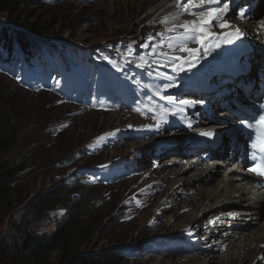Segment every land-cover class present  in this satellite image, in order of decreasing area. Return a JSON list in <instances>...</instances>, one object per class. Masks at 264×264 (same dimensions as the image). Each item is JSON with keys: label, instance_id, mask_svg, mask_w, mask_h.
Wrapping results in <instances>:
<instances>
[{"label": "rangeland", "instance_id": "1", "mask_svg": "<svg viewBox=\"0 0 264 264\" xmlns=\"http://www.w3.org/2000/svg\"><path fill=\"white\" fill-rule=\"evenodd\" d=\"M139 1L40 0L38 4H28L23 16L31 15L33 20H39L49 28L46 37L48 43L54 44V47L62 44L67 51L71 50L68 52L72 54V60L68 61L69 55L62 53V62L55 63L56 69L59 66L58 71L60 68L74 71L75 57L80 55L78 61L82 63L78 68L83 71V88L74 87L70 93H66L64 89L47 84L57 82V76H60L59 73L56 75L54 65L51 69L55 71H44L46 83L37 80L32 87L23 85L18 78L22 69L13 74L10 69L0 66V88L12 102L24 106L26 111L32 113L35 122L39 123L40 132L45 134L52 145L51 148H38L41 154L48 149L46 156L44 155L47 161H59L69 155L73 156L77 151L78 165L69 169L64 176L58 174V165H54L52 168L41 169L29 180V192L38 189L56 190L70 177L80 175V180L62 193L66 197L64 207L42 219L35 226L36 232L51 233L59 221L68 219L77 201L88 202L90 205L87 221L94 225L91 246L95 252L113 251L120 259V264H156L160 259L166 264L170 260L184 261L186 256L193 257L195 252L183 250L186 245L193 247V242H185L183 237H179L181 235H174L175 229L179 228V219L173 218L172 224L165 226L166 220L158 218L153 224L155 227L151 225L153 217H150V209L160 196L150 192L153 187L149 184L154 175H148L147 170L154 167L149 168L142 164L143 159L139 155L138 150L146 142L139 141L134 146L138 152H130L126 145L131 144L132 140L124 138L116 130L124 126L122 131L131 133L134 127L125 125L128 123L126 119L120 121L118 117L112 118V113H118V110L112 109L114 105H105L107 102H127L128 98L125 96L131 91L139 96L148 93L134 89L148 86L152 81L159 88L161 79L156 78L155 74L163 68L156 67L153 76L149 77L147 68L140 72L135 64L139 63V56L146 51L142 46L148 42V37H153V43L159 44L158 33H165V39L168 35L175 34L167 33L174 21L156 19L154 13L146 16L147 8L135 13ZM0 29H9L14 35L27 36L32 40L34 38L30 36L25 24L10 21L1 13ZM163 51H169L166 43ZM146 59L160 61L161 57L152 55ZM37 65L41 66V70L50 66L44 59L38 61ZM110 71L120 73L114 86L115 91L99 87L96 83L99 81L97 78L100 72ZM135 72H140L141 76L135 77ZM144 77L148 79L145 80ZM110 85L113 86V83ZM161 87L165 90L162 85ZM76 101L81 103V107ZM88 105L93 107L85 109ZM128 114L135 116V129L139 128L140 117L134 112ZM101 137L105 139L101 140ZM126 158L128 163H124ZM140 167L147 168L143 172L147 174V181L142 180ZM92 172L102 174L104 178H95L89 174ZM107 174L111 176L107 177ZM171 215L172 213L167 212L164 217ZM106 236L111 239H103ZM201 238L198 236L197 239ZM186 263L187 261L182 264ZM188 264H193V261L188 260Z\"/></svg>", "mask_w": 264, "mask_h": 264}, {"label": "bare ground", "instance_id": "2", "mask_svg": "<svg viewBox=\"0 0 264 264\" xmlns=\"http://www.w3.org/2000/svg\"><path fill=\"white\" fill-rule=\"evenodd\" d=\"M240 2L241 0L231 1L227 19L233 27H240L245 32L241 40L233 44H222L218 49L199 59L196 68L179 74L174 87L164 90L161 85L164 86L167 81L161 79L159 88L152 83L148 86L149 91L156 93L154 96L144 94L139 96L131 91L125 96L128 98L127 102L112 104L114 105L112 109L118 110V113H112V118L118 117L120 121L126 119L128 123L125 125L134 127L131 133H124L122 131L124 126L116 130V133L132 140L126 148L128 147L132 153L139 151L143 159L142 164L149 168L154 167L147 170L148 175H154L149 184L153 187L150 192L160 197L150 209V217H153L150 224L153 225L156 219L163 218L166 220L165 226H170L173 218L179 219V228L175 229L174 235H181L179 237H183L182 240L185 242H193V247L186 245L183 248L186 252H195L193 257L186 256L184 261L170 260L166 264H182L186 261L188 264V260H192L193 264H264V197L261 191L248 187L250 185L248 176L242 172L240 166H232L228 162L221 168L219 167L221 163L214 160L200 163L196 161L197 157L188 158L186 155L190 150L188 145L193 144L194 140L204 142L202 136L196 133L197 128L192 125L194 116L192 111L196 109V105L186 107L183 113L179 111V108L183 107L179 100L194 101L191 98L196 96L195 91H201L206 86L208 75L213 74L222 78L221 74L225 68L240 66L234 62L237 56H240L237 47L255 35V25L240 20L237 12L232 9V4ZM138 3L135 13L147 8L146 16L154 13L156 19L165 18L172 21L171 17L180 11L175 5V0H140ZM260 6L261 3H258L254 11V20L259 23ZM192 20H195L194 16L183 14L174 23ZM210 30L215 33L224 31L218 27ZM227 45L231 46L233 51L226 50L224 46ZM190 46L197 47L194 43ZM56 57L58 58L55 59V63L61 62V56L57 54ZM162 71L169 76L174 75L167 67ZM217 86L218 84L215 85ZM166 97L172 99H165ZM130 112L140 117L141 122L138 123L137 129L133 122L136 118L128 114ZM228 117L230 115L227 116V121ZM189 121L191 128L188 127ZM157 123L160 124L158 130ZM143 140L146 143L140 147L142 150L136 151L135 144ZM244 157L243 155V159ZM124 163H128V158ZM140 168L141 178L146 180L147 174L143 172L147 168ZM154 178L159 179L154 181ZM239 179L242 181H238ZM167 212L172 215L164 217ZM204 216L205 220L199 223ZM198 236L202 238L197 239ZM156 264H163V259L156 261Z\"/></svg>", "mask_w": 264, "mask_h": 264}, {"label": "trees", "instance_id": "3", "mask_svg": "<svg viewBox=\"0 0 264 264\" xmlns=\"http://www.w3.org/2000/svg\"><path fill=\"white\" fill-rule=\"evenodd\" d=\"M39 1L0 0V13L10 21L25 24L30 36L34 37L32 40L27 36L14 35L9 29H0V66L10 69L13 74L22 69L18 78L29 87L34 86L37 80L46 83L45 73L38 78L41 72L38 61H47L49 71L58 58L57 54L67 53L68 61L72 60L71 50L68 52L62 44L54 47L48 43L49 28L43 22L33 20L31 15L23 16L28 4H38ZM40 40L44 42H37ZM79 56L75 57V66L72 64L78 76L83 72L78 68L82 63L78 61ZM57 78V82L52 83L61 85L68 75L61 74ZM11 100L0 88V264H120L115 252H95L91 246L94 225L87 221L88 202L77 201L68 219L59 221L51 233L36 232L35 226L42 219L64 207L66 197L62 193L80 180V175L70 177L56 190L29 192V180L41 169L54 165H58V174L64 176L78 165L77 151L72 154L75 157L69 155L59 161H47L48 149L41 154L38 148H51V143L40 132L39 123L35 122L32 113ZM89 174L101 180L102 174ZM103 239L111 238L106 236Z\"/></svg>", "mask_w": 264, "mask_h": 264}, {"label": "snow or ice", "instance_id": "4", "mask_svg": "<svg viewBox=\"0 0 264 264\" xmlns=\"http://www.w3.org/2000/svg\"><path fill=\"white\" fill-rule=\"evenodd\" d=\"M230 4L231 0H175V5L180 11L177 15L172 16L171 20L176 21L183 14L194 16L195 20L179 24L173 23V26L167 29V33L175 34L168 35L167 39H165V33H158L157 35L160 37L159 44L153 43V37H148V42L142 46L146 51L144 55L139 56V63H136L135 66L141 71L147 68L150 77L153 76L156 67L169 68L174 75L169 76L163 71L155 75L156 78L167 81L163 86L165 89L174 87L179 74L184 71L190 72L196 68V62L199 59L218 49L222 44H233L245 36V32L240 27H233L227 19ZM243 16L244 13L241 12L240 17ZM261 26L264 27V22ZM217 27L224 31L215 33L210 30ZM165 43L169 50L167 52L163 51ZM193 43L197 47H191L190 45ZM152 55H159L161 60L146 59L147 56ZM165 99L172 98L166 97ZM197 103L203 102L180 99L179 104L183 107L179 108V111L183 113L186 107H195ZM259 107L261 113L254 122L241 121V124L245 128L252 129L255 125L260 129L259 137L253 142L252 147L264 154V103H261ZM159 126L160 124L157 123V130ZM188 127H192L190 121ZM199 135L212 138L215 134L212 131H201ZM100 139L105 138L101 137ZM248 170L264 178V164L250 167Z\"/></svg>", "mask_w": 264, "mask_h": 264}]
</instances>
